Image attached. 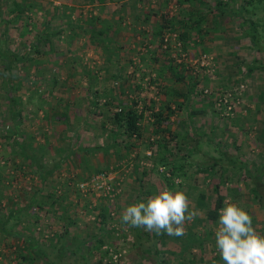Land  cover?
Here are the masks:
<instances>
[{
	"label": "rangeland",
	"instance_id": "1",
	"mask_svg": "<svg viewBox=\"0 0 264 264\" xmlns=\"http://www.w3.org/2000/svg\"><path fill=\"white\" fill-rule=\"evenodd\" d=\"M11 1L0 0V3L8 8L7 4ZM98 1L82 0L81 3H73L67 0H38L41 3L40 5L47 9V13L49 11L47 18L63 2L68 3L71 7L72 26L65 27L66 17L58 20L56 16L54 19V27L57 31L66 29L60 38H52L61 54L39 55L35 53L32 46L37 38L38 31L42 29L44 21L45 11L43 12L41 7L40 9L35 8V12L29 14L32 19L30 23L35 24L30 33L25 34L24 30L22 32L17 30V25L9 26L10 30H7L5 37H2L0 32V48L3 51L9 48L11 52L17 53L19 58L30 56L34 59L33 62H29L31 63L30 67H28L29 63L26 65L20 63L13 71L5 73V75L0 61V178L8 181L3 187L5 208H1L3 211L0 212L8 214L11 209L15 208V205L9 203L10 198L17 201L20 206H24L31 200L33 193H37L38 198L45 203L57 201L56 206L51 207L47 204L44 210L39 212L40 220L38 224H35L33 215H27L24 217V223L16 229L17 232L27 235L33 233L34 237L39 239L42 244V249L48 254L47 257L52 261H56L59 254L57 249L51 248V245L58 242V238L63 232V223L58 221L56 210L62 204V197L64 196L62 194L66 195L69 191L66 197L75 205L71 208L70 214L74 219L76 218L78 223L70 228L69 236H78L81 239L80 236H85L87 233L98 232L99 225H94L93 222L100 208L106 205L109 213L111 212L114 216L112 220L106 222V225L108 229L113 227L116 230V233H113L114 238L110 241L118 249V252H112V262L109 259V264H152L150 261L152 256L146 253L144 255L147 259L143 260L141 258L143 253L139 254L138 249L132 246L133 242L139 247L148 246L149 243L145 239L142 240L141 244V240H138L136 236L137 232H148L144 229L136 230L135 227L122 224L121 215L127 206L140 202V198L143 199L141 202L147 199L146 196H142V192L145 191L144 188H154L157 194L164 188L168 189L162 175L151 169L154 162L146 157L149 152L158 150V145L152 144L154 140L152 138L154 137H152L151 128H146L144 138L142 141L134 142L135 146L130 152L125 150L124 145L111 148L108 152L85 153V151H81L80 149L95 146L107 148L112 143L109 138L111 126L109 123L106 124L107 120L104 123L102 120L104 117L90 115L89 119H85L87 115L85 108L89 106L86 98L88 96L90 98V95L94 98L92 93L96 89H104L107 93V90L116 81L112 75L118 74V70L120 77L117 80L125 94L132 93L130 88L134 90L135 87H140V89L134 90L137 94L131 96L133 98L138 97L142 103L140 105L141 109L145 103L150 106L155 103L164 107L167 103L166 90L168 88L175 87L184 90L186 88L185 84L199 81L197 92L208 89L209 92H212L210 99L212 102L210 103L207 99L206 101L209 104L206 103L204 106L203 96L198 95L193 100L190 108L201 109L205 107L207 114L198 116L189 125L190 122L186 121L185 110H180L178 115L173 116L172 120L170 119L165 123V126H169L168 129L174 134L177 131L193 134L194 128L199 130L201 134L199 136L200 156L194 155V157L220 156L218 143H221L223 151L227 152L230 157H236L243 162H247L252 168H255L257 163L264 167V137L262 141H259L258 138L260 127H262L261 122L264 121V102L262 103L258 97L259 87L264 85V70L256 71L250 77L245 67L251 65L255 60L264 65V52L255 47L250 40L248 43L236 46L231 40L224 42L214 39L207 40L205 45H201L202 42H196L197 44L193 45L191 43L192 39H190V43L188 42L190 47L187 50L188 57L183 53L179 41H171L169 43L171 51L166 53L164 49L160 48V37H155L156 19H158L155 10L161 9V16L165 19H171L176 15L178 17L183 13L187 14V10L196 5L194 0H105L104 3ZM217 2L218 0H208L205 7L212 8L211 6H213L212 9H215ZM222 2L225 3V1ZM240 2L243 1L235 0L233 5L230 4V7H227V5L224 8H229L228 11L232 10L233 12V9L241 4ZM216 11L214 10V13ZM117 12L124 19L119 21L120 17L116 18L113 15ZM252 15H255L254 19L261 20L264 16L263 8H258ZM147 16L150 19L145 21ZM94 17L98 18V20L93 21L94 27L98 29L96 32H99V30L106 31V34L97 35L95 40L91 34L81 30L89 26L90 20H93ZM228 17L231 19H228ZM219 18L216 20L217 24L214 22L215 28L219 26L218 23L223 19L221 16ZM225 18L224 20H227L228 23L235 21L234 24H237L241 19L234 17V15H227ZM22 25H24V21ZM1 26L3 27V25ZM73 26L76 27L73 28ZM80 26L81 29H79ZM212 28L207 29L206 37L216 35ZM177 29L181 32L180 27H176ZM259 31L262 33L263 28H259ZM22 33H24V36L21 35ZM191 37L198 38L194 32L191 33ZM262 42L264 43V39H262ZM49 48V46L47 48L41 47V50L46 51ZM235 53L236 55H234ZM204 57L206 60L202 65ZM117 58L121 60L120 64L115 62ZM156 58L158 61L155 60ZM238 59L243 64L242 70H238ZM35 61H41V63L37 64ZM171 63L174 66L184 63L186 67L191 68L190 72H185L186 81L184 85L172 78V74L168 70ZM86 73L92 75L90 76L92 90L88 88L89 83H91L90 80L84 78ZM67 75H70V77H67ZM66 78L69 79L66 80L69 84L65 91H70H68L67 96H73L71 107V123L73 126L70 127H67L59 116L50 115L48 118L47 114L50 112L51 107L48 103H42L43 99L44 102H49L50 100L55 101L58 97L57 109L65 105L63 100L66 92L60 89H63L62 83L65 82ZM17 85L19 88L16 93L22 101L21 111L23 117L20 126L22 133L20 140L31 143L30 137L34 136V146L40 143L45 146V164L51 168L52 165L61 163L55 176L45 182L46 188L44 187L45 190L41 194H38L41 186H43L39 174L35 172L33 167H28L29 164L25 168H19L20 164L18 162L13 163L11 143L3 136L2 125L5 123L10 125L12 122L10 119L11 114L8 111L6 93L8 94L12 87ZM240 85L245 86V92L241 97L240 107H234L236 110L234 117H225L218 113L216 107L212 104L215 97L219 96L218 93ZM111 90L113 89L111 88ZM11 94L9 93V95ZM58 94L61 95L58 96ZM113 94L115 95L116 92L113 91ZM113 94L111 91L108 96ZM102 96L100 95L98 98L103 99ZM113 99L114 104L111 103V107L119 103L118 99L116 100L115 97ZM122 100H125L127 104L126 96ZM40 106H43V109H47V111L43 109L40 111ZM103 108L101 111H106ZM113 110H115V107ZM149 113L147 111L146 115H149ZM84 123L88 126H83ZM143 123L144 126H147L146 122ZM212 128L214 133L211 132ZM76 133L78 134L77 137H75ZM204 133L206 136L203 135ZM121 140L118 139L119 144H122ZM175 144L176 142L172 141L170 145L169 152L173 154L172 156H187L190 154L189 147L184 148L183 152H179ZM66 157H68L67 160ZM21 161L20 158L19 162ZM127 161L132 162L134 167L133 170L129 169L116 175V180L122 181V190L114 201H100L95 198L86 201L87 199L80 198L79 194L69 189L74 185V179L81 180L99 171L120 168ZM138 164L140 167L136 169L137 172L135 173L134 170ZM143 167L148 170L146 174L143 172ZM196 169L195 165L186 164L188 176L182 179L175 188V191L181 190L187 194L190 201V210L195 208L200 213L198 217L204 218L205 212L202 207L200 208L197 205V200L200 199V195L204 194L207 197L205 205L211 206L215 201L213 188L215 185L220 184L221 192L227 198H230L232 202L248 211L255 221L256 231L258 233L262 232L264 213L257 202L251 199L250 190L253 184L251 179H243L244 181L241 183L236 181L234 185H229L223 180L225 178L221 179L220 175L206 179V175L196 173ZM262 182L264 183V175ZM230 186L238 188L239 194L235 196L229 190ZM55 187L60 189L59 193L54 192L56 191L54 190ZM50 193H54V200H49ZM61 195L62 197H60ZM94 208L97 209L95 213L92 212ZM32 214H35V209ZM217 227L218 222L215 224L205 222L199 226L201 232L211 228L214 234ZM122 233L127 234V236H123ZM213 236L210 237L204 251H201L199 247L194 249V257L184 253V263L224 264L223 261L215 259V256L220 255L216 248L215 235ZM181 246L182 242L174 240L172 237L167 240L166 245L159 244L160 249L176 253L181 251ZM17 247L24 249L25 245L22 241L14 240L12 237L0 240V264H18L14 258L18 254ZM167 256L171 260V264H180V257L177 255L169 254ZM77 263V256L69 252L65 254L64 261H62V264ZM40 264H44V262L42 261Z\"/></svg>",
	"mask_w": 264,
	"mask_h": 264
},
{
	"label": "trees",
	"instance_id": "2",
	"mask_svg": "<svg viewBox=\"0 0 264 264\" xmlns=\"http://www.w3.org/2000/svg\"><path fill=\"white\" fill-rule=\"evenodd\" d=\"M72 1L73 3L82 2V0H67ZM235 1V0H232ZM98 2L104 3L105 0H99ZM41 3L38 2V0H12L10 3H8V8H5L4 5L0 3V32L1 36L5 37L7 34V30H10L9 26H18L16 29L19 31H23L26 33H30L33 29L35 24L30 23L32 19L29 17L30 13L35 12V8L40 9L42 8L44 13L43 16V23H42V29L38 31L37 38L35 42L32 44L33 48L35 49V53L39 55H52L54 53L59 54L60 52L57 50L56 42L52 40L53 37L60 38L66 31V29L58 30L56 27H54V19L57 16L58 20L66 17V23L65 27L72 26L73 20H72V13L71 7L68 3L63 2L60 4V6L56 7L54 9V12H52V15L47 18L49 15V11L47 13V9H45L43 6L40 5ZM40 5V6H39ZM217 5L219 9H222L221 14H226V10H224V7L226 4H224L222 1L218 0ZM263 5V6H262ZM263 8L264 12V0H244L242 3V8L240 10H237L234 15V17L241 18L244 23H249L250 26V41L252 42L255 47H257L260 51L264 52V43L262 42V39H264V16L261 20L254 19L252 17H249L251 14H253L258 8ZM36 9V10H37ZM75 10V9H72ZM253 12V13H252ZM120 18H122L121 14ZM227 15H231L229 12ZM233 15V14H232ZM249 15V16H248ZM54 16V17H53ZM220 16V15H219ZM248 16V18H247ZM255 16V15H254ZM9 17V18H7ZM138 19V18H137ZM150 19L149 16L146 17L145 21H148ZM162 23L161 25L156 28L155 30V37H160V48L164 49V38L167 33H175L177 34V40L180 42L182 46L183 53L188 57V48L189 45V39L191 31L187 32H180L178 29L176 30V19L173 17L171 19L162 17ZM2 20V21H1ZM98 20L97 17H94L93 20H90L89 26H86L81 29V26L79 29H81L83 32H87L91 34L93 39L95 40V37L100 34H106V31L99 30V32H96V29L94 27L93 21ZM24 21V25H22V22ZM205 20H203L204 22ZM20 23V24H19ZM197 25L194 27L198 30V27H200L199 23H196ZM3 25V27L1 26ZM76 26H73L75 28ZM263 28V32L261 33L259 31V28ZM68 29V28H67ZM190 29V27H189ZM202 32V30H200ZM261 33V34H260ZM21 35L24 36V33ZM77 35V33H76ZM6 41V40H5ZM97 41V40H96ZM102 44V42H101ZM197 44V43H196ZM50 47L48 50H41V47ZM97 46V45H96ZM102 47V45H100ZM99 47V46H98ZM164 51L169 52L171 51V48L164 49ZM61 54V53H60ZM119 55V54H117ZM236 55V53L234 54ZM238 58V57H237ZM111 59V58H110ZM158 61V59H155ZM237 61V67L238 70H242L243 64L242 62ZM0 61L2 62L1 65L4 69L3 73H9L13 71V69L18 66L20 63L23 65L28 64L29 62H33L34 59L29 57H23L19 58L18 54L15 52H11L9 48L7 50H2L0 48ZM42 61V60H41ZM41 61L36 62L37 64H40ZM119 58L115 60L116 63L120 64ZM36 64V65H37ZM31 63L28 64V67H30ZM178 66V67H177ZM248 71V75L250 77L253 76L254 72L264 70V65L259 61H254L251 65L245 66ZM187 69V70H186ZM168 70L172 74V78L176 79L177 82L184 85L186 81V75L185 72H190L191 68L186 67L184 63L177 64L174 66L173 63H171L168 66ZM70 73V70L68 71ZM119 70L118 74H113L112 77L116 79L115 82L112 84V89L109 88L107 90H101L96 89L93 91L92 95L94 98L90 95V98H86V101L88 102V107H86L87 115L85 119H89L90 115H96L98 117L102 116V120L104 123L106 120L111 126V131L109 138L111 139L112 143L107 146V148H102L101 146H95V147H88L84 149H80L81 151H85V153H93L96 151H109L111 148L122 146L125 148L126 151L130 152L135 144L134 142L142 141L144 138V132L146 131V128H151V134H152V144L158 145V150L155 152H151V155H146V157L154 162V166L151 169H154L162 175L163 180L166 182L165 185L168 187V189L175 191L176 186H178L182 179L187 178L188 173L186 171V164H189L190 166L195 165L196 166V173H204L206 175V179L214 177V176H221L227 184L234 185V183L237 181L239 183L243 182V179L252 181V188L250 190L252 197L251 199L260 206L261 211L264 213V183L262 182V178L264 175V167L260 166L257 163V166L252 168L251 165H249L247 162H243L242 160L236 158V157H230L227 152H224L222 149L221 143H218L219 147L218 152H220V156H210L205 155L202 157H199L200 147H199V136L201 135L199 130L197 128L193 129V134H190L189 132L182 133L180 131H177L175 134L174 132L170 131L169 126H165V123L172 120L173 116L178 115V112L181 110H185L186 112V121L190 122V124L193 123L194 119L198 116H205L207 114L206 108L203 107L201 109H192L190 108V105H192L193 100H195L196 96L201 95L204 98V106L206 103H208L206 100H210L212 97V92H209L208 89H202L200 92H197V88L199 86L198 82H191L186 85V88L184 90H180L178 88H168L166 90V101L167 103L163 107V105H156L153 103V106L147 105L146 103L143 105V108L141 109L140 105L142 104L138 97L136 96L133 98L131 95H136L135 89H140L139 86L135 87V89L130 88V92L125 94V91L122 90V87L120 86V83H118L119 80ZM90 74L86 73L84 78L86 80H90ZM67 77H70V75H67ZM92 79V78H91ZM118 79V80H117ZM65 79V82L62 83V88L60 89L63 92H66V95L63 100L62 108L60 107L57 109L58 104L57 101L58 97L55 101L50 100L49 102H44V99L42 103H48L51 107L50 112H48L47 117L53 115V116H59L61 117L64 124L67 127L73 126L72 122V104L71 103L73 96H67V93H69V90L65 89L67 88V85L69 82H67ZM91 82V80H90ZM92 82L89 83V89L92 90ZM20 85V82H19ZM18 85L15 87H12V90L6 93V98L8 101V111L10 112V119L12 120L11 124H3L2 130L4 131V139L8 140L11 143L12 147V156L14 157L13 163H19V168L25 166L27 164L28 167L34 168L35 172L39 174L40 179L42 181L43 186H41L39 193L41 194L43 192L45 186V182L49 179H51L57 171L60 169L61 163H57L51 166V168L48 167V165L45 164L44 159L46 158L45 153V146L41 143L37 146H34L33 143L35 141L34 136L30 137V142H25L20 140L21 133V124H22V101L20 98L17 97V91H18ZM72 90V87H71ZM69 91V92H68ZM112 91L116 92V94L108 96V93ZM138 91V90H137ZM245 92V86L240 85L239 87L226 89L224 91H221L218 93L219 96H214L215 99L213 100L214 106L216 107V111L220 113L223 116L228 117H234L236 110L234 107H240L241 105V97H243V94ZM9 93H12L9 95ZM134 93V94H133ZM61 94H58V96ZM100 95H103V99H99L98 97ZM127 98V104L125 103V100L123 101L122 98ZM119 103L114 106L115 110H113L114 107H111V103L114 104V98ZM213 97V98H214ZM258 97L261 99L262 103L264 102V85L259 87V94ZM61 101V99L59 98ZM103 100V102H101ZM165 101V102H166ZM203 102V103H204ZM226 102V103H225ZM209 104V103H208ZM259 106V105H258ZM102 107L106 111H101ZM231 108V109H229ZM43 106L39 107V110L42 111ZM150 109V110H148ZM37 110V111H39ZM44 110V109H43ZM44 111H47L45 109ZM147 111H149V115H146ZM259 111V110H258ZM36 112V111H35ZM98 114V115H97ZM147 123V126H144V123ZM262 127H260L258 138L259 141H262V138L264 137V121L261 122ZM83 126H88V124L84 123ZM103 126V125H102ZM2 131V132H3ZM211 132L214 133V129H211ZM204 136L205 133L203 134ZM78 134H75V137H77ZM169 136V137H168ZM118 139H122L121 143L118 142ZM214 140V139H213ZM176 142V147H178L179 152H183L184 148L189 147V155L185 156H172L173 154L169 152L171 142ZM157 153V154H155ZM194 155H199L198 159L197 157H194ZM21 158V162L20 158ZM68 157L65 159L67 160ZM191 159V160H190ZM63 160V159H62ZM129 163L131 170H133L134 164H130V161H127ZM256 165V163H254ZM140 167L138 164L135 168V173L137 172V168ZM149 167V166H147ZM168 168L167 170L165 168ZM22 168V171H23ZM143 172L146 174L148 171L145 167L142 168ZM160 169V171H159ZM96 172V173H100ZM95 173V174H96ZM93 174H90L81 180H86ZM180 179V180H179ZM235 180V181H234ZM259 180V181H258ZM69 181V180H68ZM78 179H74V185L69 187V189L73 190L76 194H79L80 198L87 199H96L100 201H108L111 202L105 198H97L94 197V195L90 196H84L81 191L77 188ZM8 181L4 180V178H0V211H3L1 208H5L4 204V196H3V187L5 184H7ZM145 191L142 192V196H146L148 199L150 196L156 195L157 191L154 188H144ZM55 193H59V188H54ZM229 190L235 194H239V189L235 188L234 186H230ZM213 192L215 194V201L211 206L205 205L207 197L202 194L200 195V199L197 200V205L204 210L205 217L200 218L196 217L191 222H186L185 224V234L182 236H169L166 233L165 234H155V233H142L137 232L136 236L138 240L145 239L147 241L148 246L142 247L137 246V244L132 243V246L136 249H138V253H143L141 258L143 260L147 259L144 254L148 253V255L152 256L150 261L152 264H171V260L168 258L167 255L173 254L177 255L180 261V264H185L183 259V254L187 253L188 255H191V257H194V249L199 247L201 251H204L206 248V245L208 241H210V237L215 235L211 228L205 229L204 231H200L201 228H199L200 225H202L205 222H211L213 224L217 223L219 221V210L224 207V199H226V195H224L221 192L220 184L215 185L213 188ZM69 191L67 192V194ZM67 194H62L60 197H62V204L60 207L56 210V214H58L56 217L58 218L59 222L63 223V232L58 238V242L51 245V248L57 249L58 256L56 261L50 260L48 258V254L45 253V250L42 249V244L39 242V239H36L34 237V234L31 233L30 235L23 234L17 232V227H19L21 224L24 223V217L27 215H33L35 218V224L39 223L40 217L39 212H42L49 204L51 207L56 206L57 201L54 200V193H50L48 198L51 201L50 203L43 202L42 199H39L37 196V193L32 194L31 200L28 201L24 206H20L17 201L10 198L9 203L12 205H15V208L11 209L8 214H4L0 212V240H5L7 237H12L14 240L22 241L25 245L24 249L21 247H17L18 254L14 257L15 260L18 262V264H40L42 261L44 264H62V261H64V256L68 252L72 255L77 256V262L79 264H109V259L112 262V252H118L117 247L114 246V244L110 241L114 238L113 233H116V230L113 229V227L108 229L106 222L108 220H112L114 216H112V213H109L108 206L104 205L100 208L99 213L95 216L94 225H99L98 232H91L87 233L85 236H80L81 239L78 238V236H69L70 234V228L74 225H77L76 218L74 219L73 216H71V208L75 207L74 203L72 201H69L66 197ZM59 198V197H57ZM146 199V200H147ZM140 202L143 200L142 198L139 199ZM145 200V201H146ZM144 202V201H142ZM35 209V214H32V212ZM96 208L93 209V213H95ZM38 211V212H37ZM97 221V222H95ZM255 224V221L253 219V225ZM141 230L143 228H136V230ZM261 234H264V227L261 229ZM31 232V230H30ZM123 236H127V234L122 233ZM172 237L174 240H179L182 242V248L179 253L176 252H168L167 250H162L159 248V244L166 245L167 240ZM214 237V236H213ZM118 239V238H117ZM166 254V255H165ZM80 257V258H78ZM215 259L218 261H222L220 256H215ZM83 262H81V261ZM77 263V264H78Z\"/></svg>",
	"mask_w": 264,
	"mask_h": 264
},
{
	"label": "clouds",
	"instance_id": "3",
	"mask_svg": "<svg viewBox=\"0 0 264 264\" xmlns=\"http://www.w3.org/2000/svg\"><path fill=\"white\" fill-rule=\"evenodd\" d=\"M198 215L195 208L190 210L185 192L164 188L144 202L127 206L121 222L150 233L182 236L186 222ZM215 242L224 264H264V234L256 231L248 211L230 198L224 199V207L219 210Z\"/></svg>",
	"mask_w": 264,
	"mask_h": 264
},
{
	"label": "crops",
	"instance_id": "4",
	"mask_svg": "<svg viewBox=\"0 0 264 264\" xmlns=\"http://www.w3.org/2000/svg\"><path fill=\"white\" fill-rule=\"evenodd\" d=\"M192 1V0H191ZM195 1V6H193L192 8L187 10V14H181L180 16L174 17V19H176L175 22V26L176 27H180L181 32H187V31H191L194 32V34H196L198 36V38H193L191 37L190 34V39H192V41L189 39V41H191V43L193 45H195L196 42L201 43V45H205V42L207 40H219V41H227V40H231L232 42H234L233 44H235L236 46H240L241 44H245L248 43V41L250 40L249 35H250V26L249 23L243 24L244 21L242 19L239 20V22H237V24H234V22L228 23L227 20L225 21L224 19H226L225 17L227 16V13L229 12L231 15H235L237 10L241 9L242 3L240 5H238L237 8H230L233 9L234 11L232 12V10L228 11L229 8H224L226 11V14L222 15L221 11L222 9H219L218 5L215 9L213 6H211L212 8H206V3L208 0H194ZM220 1H225L224 4H226L227 7H230V4H234V1L232 0H220ZM244 1V0H241ZM228 3V4H227ZM236 9V10H235ZM214 10H217L214 13ZM160 11H162L161 9L159 10H155V15H157L156 17L158 19L156 22V27L158 28L161 25V21H162V14H160ZM186 13V12H185ZM116 18L120 17L119 13H114L113 14ZM223 18L221 19V22L218 23L219 26H217L216 28L214 27V22L217 24L216 20L220 19V16ZM232 15V16H233ZM249 17L254 18V15H250ZM248 18V17H247ZM228 19H231L228 17ZM121 20V18L119 19V21ZM203 20H205L203 22ZM215 20V21H214ZM225 21V23H223ZM196 23H199L200 27H198V30L195 29L194 27L197 25ZM190 27V29H189ZM213 27L212 29L214 30L216 35L210 36L209 38L206 37V33L208 32L207 29ZM200 30H202V32H200ZM244 42V43H243ZM190 43V42H189ZM72 103V100H71ZM72 110V108H71Z\"/></svg>",
	"mask_w": 264,
	"mask_h": 264
},
{
	"label": "built area",
	"instance_id": "5",
	"mask_svg": "<svg viewBox=\"0 0 264 264\" xmlns=\"http://www.w3.org/2000/svg\"><path fill=\"white\" fill-rule=\"evenodd\" d=\"M177 34L167 33L164 38V49H167L171 41H178ZM206 58H203L204 65ZM226 103V102H225ZM231 109V108H229ZM151 155V152L148 153ZM132 165V162H130ZM131 169L129 163H125L120 168H111L109 170L101 171L93 174L86 180L78 181L77 188L84 196H92L97 198H105L109 201H114L122 190V181L116 180L117 174H122Z\"/></svg>",
	"mask_w": 264,
	"mask_h": 264
}]
</instances>
